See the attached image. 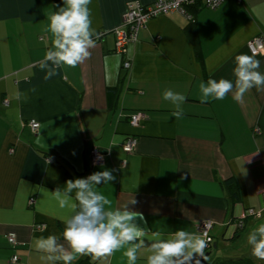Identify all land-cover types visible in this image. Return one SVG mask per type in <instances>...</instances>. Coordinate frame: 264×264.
<instances>
[{
    "label": "crops",
    "instance_id": "crops-1",
    "mask_svg": "<svg viewBox=\"0 0 264 264\" xmlns=\"http://www.w3.org/2000/svg\"><path fill=\"white\" fill-rule=\"evenodd\" d=\"M132 1L155 0H91L97 36L89 58L45 80L38 62L51 46L47 16L62 0H0V264H45L33 240L59 235L66 214L49 194L67 180L105 168L115 180L97 190L117 208L137 202L129 207L150 230L146 243L154 233L167 236L179 228L200 234V224L210 220L213 249H226L264 223V87L249 90L240 101L230 93L202 103L199 91L208 79L234 82V58L240 54L258 60L264 73V53L251 55L246 47L264 35V0H225L216 10L194 13L191 26L178 13L149 20L129 45L131 68L123 75L126 56L116 54L112 31L122 29ZM166 89L186 97L179 119L163 99ZM137 112L141 120L133 127L130 115ZM30 121L38 123L37 130ZM129 137L137 145L125 154L122 145ZM93 148L102 151L103 163H91ZM238 162H244V172ZM230 177L239 197L232 214L222 186ZM249 209L259 216L246 217L235 229ZM10 233L15 247L7 242ZM246 246L248 251L236 249L232 258L251 254ZM146 254L142 251L137 264H146ZM14 255L16 263L10 261ZM214 256L208 250L195 259L211 264ZM87 261L93 264L89 256L74 264ZM107 264L127 259L120 251Z\"/></svg>",
    "mask_w": 264,
    "mask_h": 264
},
{
    "label": "clouds",
    "instance_id": "clouds-1",
    "mask_svg": "<svg viewBox=\"0 0 264 264\" xmlns=\"http://www.w3.org/2000/svg\"><path fill=\"white\" fill-rule=\"evenodd\" d=\"M90 3L91 0H62V6H56L57 10L48 14L45 30L51 35V46L38 62L39 69L45 72V80L56 76L58 69L74 68L89 58L97 36L92 28ZM234 63V82L224 78L200 82L202 103H207L210 98L223 100L230 93L240 101L249 90L264 87V73L258 70V60L240 54L234 58ZM21 95L17 93V98ZM163 99L174 106L173 117L183 116L181 105L186 97L182 93L166 89ZM243 163L238 162L240 172L245 171L241 167ZM114 180L112 170L105 168L84 178L67 180L63 187H57L49 194L66 214L59 235L39 236L33 240V247L42 254L41 260L45 264H74L82 256H89L93 264H107L110 257L120 251L127 264H137L142 251L147 253L146 264H199L195 258L203 257L207 246L202 235L179 228L167 236L154 233L151 242L146 243L145 237L150 230L137 223V218L143 220L142 214L129 207L137 202L132 199L117 208L97 190L98 185ZM246 217L251 215L236 221L235 229L243 227ZM247 243L252 256L264 260V223L249 232Z\"/></svg>",
    "mask_w": 264,
    "mask_h": 264
},
{
    "label": "built area",
    "instance_id": "built-area-1",
    "mask_svg": "<svg viewBox=\"0 0 264 264\" xmlns=\"http://www.w3.org/2000/svg\"><path fill=\"white\" fill-rule=\"evenodd\" d=\"M224 1L225 0H155L151 5H142L136 1L128 2L126 4L122 29L118 28V31L115 32V52L118 55L126 56L129 45L136 41L139 29L144 27L145 24L151 19L171 13H178L191 20L192 17L188 14V10L189 7L194 6L197 2H202L208 9L215 10ZM247 48L252 55L264 53V36L255 37L249 41L247 43ZM122 69L124 71L130 69V62L127 56L123 61ZM3 103L5 106L7 105V101H4ZM140 119V116L130 117L129 123L133 127H138ZM29 126L35 131L39 125L35 121H30ZM254 132H257V130ZM136 145L137 139L129 137L123 143L122 151L125 154H130L134 152ZM103 160L104 154L98 149H93V152L91 153V163L96 165L103 163ZM248 215L254 217L259 216V214L253 210H249ZM212 225L213 223L210 220H206L203 221L199 227L200 235H202L207 240L206 247L210 246L212 243L210 238V230L212 229ZM6 239L11 247L17 246L15 235L13 233L8 234ZM10 261L16 263L18 261V257L14 255Z\"/></svg>",
    "mask_w": 264,
    "mask_h": 264
},
{
    "label": "trees",
    "instance_id": "trees-1",
    "mask_svg": "<svg viewBox=\"0 0 264 264\" xmlns=\"http://www.w3.org/2000/svg\"><path fill=\"white\" fill-rule=\"evenodd\" d=\"M200 9H208V8L205 7L202 2H197L194 6L189 7L188 14L192 17V19L189 20L187 17H186V19H188L190 21V26L195 21L193 14L197 13ZM209 10H212V9H209ZM191 33H192V31H191ZM193 35H194V33L191 34V39H192ZM194 41H195V37H194ZM196 59H197L198 63L200 65H202V58L200 57L198 52L196 53ZM130 68H131V63H130ZM129 71H130V69L127 71H124L123 69H121V73L122 74L124 73L125 75H127L129 73ZM100 152H102V151H100ZM222 186L224 187V189L226 191L227 199H228L229 206H230V213L232 214L235 205L239 202L236 182H235L233 177H230L227 180L222 182ZM246 219L247 218H245V221H246ZM210 238H211L212 243L210 246L205 248L204 253H206L208 250H211V251L213 250V237L211 235V230H210ZM245 261H247V260L245 258H242V257H240V258H232V257L231 258H229V257L228 258H216L215 260H213V262L211 264H245ZM87 263H88V261L85 264H87Z\"/></svg>",
    "mask_w": 264,
    "mask_h": 264
},
{
    "label": "rangeland",
    "instance_id": "rangeland-1",
    "mask_svg": "<svg viewBox=\"0 0 264 264\" xmlns=\"http://www.w3.org/2000/svg\"><path fill=\"white\" fill-rule=\"evenodd\" d=\"M151 5V4H150ZM123 22H124V15H123V17H122V24H123ZM116 31H118V28H116V29H114L112 32H113V34L115 35V40H116V34H115V32ZM261 36H264V35H260V36H257V37H261ZM255 38V37H254ZM254 38H252V39H254ZM251 39V40H252ZM250 40V41H251ZM247 47V46H246ZM247 50H248V48H247ZM121 56V55H120ZM122 64H123V62H122ZM121 69H122V66H121ZM133 116H140L141 117V115H140V113H134V114H132V115H130V117H133ZM130 120V119H129ZM141 120V119H140ZM133 138H135V137H133ZM127 140V139H126ZM125 140V141H126ZM93 149H98V148H93ZM99 150V149H98ZM100 151V150H99ZM92 152H93V150H92ZM91 152V153H92ZM249 232H250V229L248 228L245 232H244V234H243V237H242V241H241V243L242 244H240V243H237V244H235L234 246H229L228 248H226V249H220V247L218 248V250H215V249H213L212 250V254L214 255L215 254V256H214V258H228V257H234V256H236L235 254H236V252L237 251H235L236 249L237 250H242V249H245L246 250V248H247V243H246V240H247V236H248V234H249ZM237 247H240V248H237ZM250 249V248H249ZM246 251H248V250H246ZM217 253V254H216ZM247 261H245V264H264V260H259V259H256L255 257H253L252 256V254H250V252L247 254V256H245L244 257Z\"/></svg>",
    "mask_w": 264,
    "mask_h": 264
}]
</instances>
